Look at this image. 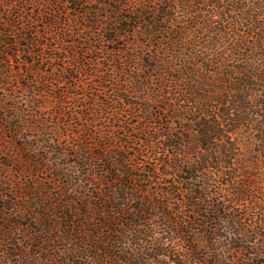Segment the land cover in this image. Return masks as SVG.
I'll return each instance as SVG.
<instances>
[{
    "label": "rangeland",
    "instance_id": "obj_1",
    "mask_svg": "<svg viewBox=\"0 0 264 264\" xmlns=\"http://www.w3.org/2000/svg\"><path fill=\"white\" fill-rule=\"evenodd\" d=\"M57 1L60 13L55 5H50ZM138 1L144 11L150 9L152 13L162 6V0ZM106 2L109 1L0 0V37L5 32L16 36H4L1 40L10 44L18 42L17 46L4 48L3 45L0 53V264H93L101 254L109 264H120L115 256L126 251L141 249V258H149L156 252L152 250L154 246L149 245V238L136 235V226L129 231L124 228L127 220L124 217L116 215L115 227L94 222L96 218L99 220L93 208L98 204L101 191L110 192L106 174H102L100 157L107 156L113 163L129 158V168H123L138 176H146V171L157 169L152 193H159V189L173 180H160L162 177L158 173L162 162L168 161L159 144L158 129L162 120L148 123L145 115L131 108L130 103L152 105L154 118L162 111L159 104H155L159 100L155 86L148 84L157 83V74L153 78L144 76V60H163L182 69L181 72L168 70L164 73L166 86L163 91L172 103L169 109L174 105L179 107L180 98L186 95L176 85L179 77L185 75L187 78L179 83L182 87L193 88L184 61L176 56H193L207 70L220 72V66L208 60L220 62V35L216 34L220 30V18L215 17L219 20L217 23H201V27L192 30L188 42H178L176 47L169 41L181 39L176 33L180 32V24L172 28L170 35H161V40L149 38L141 31L113 45L106 40L114 35L109 26L114 20L109 17ZM199 2L201 6L197 3L190 6L209 12L208 17L202 15L201 20L213 19L210 16L214 11L212 3L202 6L203 2ZM78 3H82L79 8ZM132 4L137 5V2L132 0ZM259 4L256 0H242L237 8H245L248 14L243 17L248 19V15L254 17L262 13L257 11ZM168 5L172 8L169 14L178 17L181 23L187 8ZM122 7L125 15L135 16L130 13L134 8ZM54 10L64 22L62 28L53 25L54 17L50 13ZM238 33L248 35L250 43L258 37L247 23L240 24ZM114 49L118 50L116 54L112 52ZM245 50L250 49L241 53L246 54ZM261 55L264 57V52ZM196 70L207 74L201 68ZM207 75L209 79L213 77L210 73ZM139 78L147 89L132 95L126 92L132 93ZM105 104L108 108L103 107ZM194 118V115L188 117ZM251 132V129H244L242 138L245 140L241 138L239 145H232L233 152L238 154V160L232 165L234 169L230 171L236 175V183L242 184L244 176L240 164L257 157L254 151L258 148L250 140V136L253 138ZM246 135H249L247 145ZM126 143L130 144L129 148ZM222 146L220 142L215 147L223 151ZM262 163L259 170L248 171L257 177L252 180L255 184L251 189L252 199L230 204L241 216L244 227L255 225L257 218L264 222ZM174 172L175 169L168 173ZM211 177L215 175L211 173ZM215 179L218 184L227 183L226 178L220 181L218 176ZM109 180L112 181V177ZM133 184L137 188L144 187L143 190L150 186L140 181ZM233 189L230 187L226 191ZM141 193L137 195L141 197ZM222 197L232 201L227 193ZM152 218L153 215H146L137 223L148 227L151 223L145 219ZM154 223L157 228L150 230L151 235L167 239L170 236L165 232L167 221L160 216ZM112 229L121 234H112ZM260 230L264 235V227ZM113 235L121 238L119 249H107V255L97 252L98 246L105 249L98 236L102 240H116L117 236ZM179 237H175L170 247L184 253L187 243ZM198 245L204 248L201 240Z\"/></svg>",
    "mask_w": 264,
    "mask_h": 264
},
{
    "label": "trees",
    "instance_id": "obj_2",
    "mask_svg": "<svg viewBox=\"0 0 264 264\" xmlns=\"http://www.w3.org/2000/svg\"><path fill=\"white\" fill-rule=\"evenodd\" d=\"M108 1L105 5L110 9L109 17L114 20L109 25L114 35L106 39L110 44H119V41L124 40L127 35L135 36L141 31L149 38L161 40V35H170L172 28L180 24V32L176 33L181 39L169 41L176 47L178 42L182 44L188 42L192 37L190 35L192 30L201 27V23H217L219 20L216 21L215 17H218L220 30L216 34L220 35L218 36L220 44L224 45H220V62L208 58L210 63L220 66V72L207 70L193 56H183V54L176 56L178 60L184 61L185 68L191 75L189 80L193 82V88H184L179 84L187 80L185 75L177 79V87L181 88L186 95L184 99L180 98L182 101L179 102V107L174 105L173 109L168 108L172 103L163 91L166 86L164 73L168 70L181 72L182 69L169 65L163 60H144L146 65L144 76L153 78L154 74H157V83L148 84L155 86L154 91L159 99L158 102L155 101V104L158 103V108L162 111L154 118L155 108L152 105L130 103V107L139 109L148 123L153 120H162L158 129L159 144L168 161L162 162L158 173L162 177L160 180L166 178L173 180L166 187L159 189V193H152L151 186L156 185L155 170L157 169L146 171V176H138L129 170H124V166L129 168L127 165L129 158H126L124 162L117 159L113 163L107 156L100 157L102 174H106L105 179L107 178L108 181L106 185L109 186L110 192L101 191L98 204L93 208L98 212L99 220L96 218L94 222L115 227L118 221L116 215L124 217L127 219L124 228L129 231L136 226V235L149 238L151 240L149 245H153L152 250L156 251L149 258H141V249L136 248L122 253L123 255H116L115 259L120 264H264V235L260 230L264 227L263 220L257 218L255 225L244 227L241 216L236 214L237 211L230 205L232 202H245L252 199L254 193L251 189L255 188L252 180L257 177L249 174L248 171L255 168L259 170L260 163L264 162V57L261 55L264 52V25H262L264 0H256L260 3V9L257 11L262 13L255 12L256 15L254 17L248 15V19L243 17L248 14V11L245 8H237L242 0H162V6L153 13L149 12L150 9L144 11L138 0H135L137 5L132 4V0ZM199 1L203 2L202 6L212 3L211 7L214 11L210 16L213 19L201 20V16L207 18L209 12L197 9L201 6ZM169 3L187 8L181 23L178 17L175 18L174 15L169 14L172 9ZM196 3L198 6H190ZM219 3L220 12L218 11ZM59 4L60 2L57 1L50 5L57 7ZM81 5L82 3H78V8ZM126 5L135 9L134 12L130 11L135 16L124 14L122 6ZM194 8L197 10L192 12ZM57 9L60 13L61 10L58 7ZM56 12L54 10L50 13L54 17L53 25L62 28L64 22L55 15ZM136 15L140 16L136 17ZM256 21L257 23H254ZM244 23L250 26L254 34H257L258 37L255 38L254 43L248 42V35L238 33L240 24ZM189 25L192 28H189ZM4 36L15 35L5 32L2 37ZM2 37H0V53L4 50L3 45L4 48L18 45L16 41L11 44L3 41ZM195 38L199 37L195 36ZM23 39L28 41L27 37ZM244 49L250 50H245L247 53L242 54L241 51ZM118 50L114 49L112 52L116 54L115 51ZM197 68H201L207 74L210 73L213 77L209 79L207 74L196 70ZM120 70H123L121 66ZM139 80L135 81L132 93L127 90L126 92L132 95L146 90L147 85L141 78ZM164 102L165 105L162 106ZM103 107L108 108V105L105 104ZM192 115L195 118L188 119ZM246 128L251 129L253 138L250 136V140L258 149L254 151L257 155L255 159H248L240 164L242 166L240 169L244 172L242 184H240L236 183L237 177L234 172H230L234 169L232 165H235L238 160V154L233 152L232 145L234 143L239 145L243 137L242 132ZM245 137L247 145L249 135ZM242 139L245 140V138ZM220 142L224 144L223 151H220V147H215ZM126 145L130 147V144L126 143ZM116 156L120 157V155ZM173 168L175 172L169 174L168 172L174 170ZM163 170H167L166 173ZM211 173L215 175V178L219 176L220 181L226 178L227 183L218 184V181L211 177ZM111 177L112 181L109 180ZM138 181L149 183L150 186H146L145 190H143L144 187L137 188L133 182ZM230 187H234L233 191H226ZM140 192H142L141 197L137 195ZM226 193L232 201L222 197L226 196ZM146 215H153L152 219H145L151 225L148 227L138 225L137 220ZM160 216L167 221L165 232L170 234L167 239L160 240L151 235V232L157 228V224L154 223L155 218ZM116 233L119 231L112 229V234ZM129 234L133 235V233ZM99 235H101L100 232ZM115 236L117 235L112 237ZM177 236L187 243L184 253L170 247ZM128 237L127 235L126 238ZM98 238L101 243H104L105 249H100L98 246L97 252L106 253L110 248L119 249L118 244L121 241L119 236L116 240L110 239V241L108 238L106 240H102L100 236ZM200 240L204 243V248L198 245ZM103 256L101 254L93 264H109L110 261L107 262Z\"/></svg>",
    "mask_w": 264,
    "mask_h": 264
}]
</instances>
